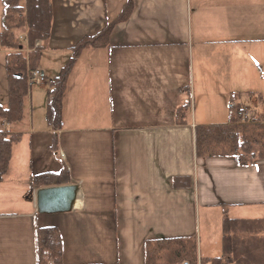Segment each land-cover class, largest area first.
I'll return each mask as SVG.
<instances>
[{
  "label": "crops",
  "instance_id": "crops-1",
  "mask_svg": "<svg viewBox=\"0 0 264 264\" xmlns=\"http://www.w3.org/2000/svg\"><path fill=\"white\" fill-rule=\"evenodd\" d=\"M132 1L108 46L84 49L68 76L58 157L50 149L46 92L42 107L30 90L21 122H1L22 138L0 182V264H36L40 226L58 228L63 264H142L145 240L197 236L202 217L220 227L225 217L264 219V159L245 166L230 157L197 159L194 129L213 124L204 115L212 101L203 98L198 112L194 101L185 124L175 114L192 91L206 97L216 86L218 100L236 98L264 121L242 100L263 97V76L255 72L264 58V0ZM125 3L51 0V35L38 68L46 82L67 63L70 48L116 19ZM2 9L0 0V17ZM21 44L28 52L27 41ZM0 48L6 64L9 52ZM63 165L78 187L74 209L37 212L40 186L30 188V177Z\"/></svg>",
  "mask_w": 264,
  "mask_h": 264
},
{
  "label": "trees",
  "instance_id": "trees-1",
  "mask_svg": "<svg viewBox=\"0 0 264 264\" xmlns=\"http://www.w3.org/2000/svg\"><path fill=\"white\" fill-rule=\"evenodd\" d=\"M0 45L9 53L6 56L8 75V103L0 104V125H11L22 120L24 103L32 88V75L39 68L41 53L51 35V0H2ZM133 6L126 0L121 14L108 22L100 32L83 36L72 46L67 63L56 77L48 81L46 90V120L54 131L53 154L58 157L57 130L61 123L62 99L68 76L81 52L86 48L108 46L109 34L116 22L127 19ZM26 29L27 51L18 40V33ZM191 103L185 102L176 111L177 124H185ZM229 116L224 123L199 124L194 129L196 158L230 157L238 166L249 165L256 159H264V121L256 117L242 120L239 103L232 100ZM22 134L0 127V182L7 174L12 160L13 147L20 142ZM176 180H173V184ZM68 168L38 173L30 177L29 186L50 187L70 184ZM223 211L226 206H223ZM220 256L201 257L196 235L190 237H167L145 240L142 264H264V219H229L222 221ZM36 264H63L61 236L56 226L36 227Z\"/></svg>",
  "mask_w": 264,
  "mask_h": 264
},
{
  "label": "rangeland",
  "instance_id": "rangeland-1",
  "mask_svg": "<svg viewBox=\"0 0 264 264\" xmlns=\"http://www.w3.org/2000/svg\"><path fill=\"white\" fill-rule=\"evenodd\" d=\"M108 2H109V6H111L112 0H108ZM18 40L20 41V43L25 41V40H23L22 37ZM261 64H262V69H260V67L257 66L258 72H255V73L259 74V72H260L261 76H263V78H262L263 82L261 84V88L263 90L262 100L260 101L256 96H253L254 100L252 103H251V100L248 99V97H244L242 100L244 101V103L250 104L249 107H250V111H252V113L258 112L262 115V118L264 119V58L261 59ZM37 70H39V69H37ZM6 82H7V86H8V77L6 75V64H5V52H3V50L1 51V48H0V102H2V103H6V100H8V87L6 86ZM32 86L33 87L31 89V92L33 93L32 96L35 97L34 98L35 99V105L40 104L43 107L45 98H43L42 95L44 92H46V90L49 86L48 83L45 82L43 85L38 84V83H34V84H32ZM197 91H195L196 92L195 97H194L193 91H192V94L189 95L188 101L191 103V107L189 109L188 114L194 115L193 112H194L195 102H196V109H197L196 112L200 111V109L202 110L204 105H205V104H203V98L206 99L208 97L207 101H212V102L210 103V107H209L208 111L204 110V115H207L206 116L207 120L205 123H208V122L213 123V124L224 123L226 121V119L228 118V116L226 114L227 109H228L227 107L232 102V100H230V97L228 96V100H226V99L225 100H221V99L218 100V98H216L217 97L216 94L218 92V89L216 88V86L210 88L206 92V94H207L206 97H204V95L200 96L197 93ZM210 94H213V96H211V98H210ZM38 96L40 97V99ZM30 100H31V98H29V96L25 100V104H26L25 108L26 109H28V107L30 106V104H29ZM234 101L237 102L236 98ZM205 103H207V102H205ZM219 109H221L222 113H219V111H218ZM246 111H248V110H246ZM250 116L254 117L251 114H250ZM199 228H200V231L197 234V240H198V246H199L200 250L203 252L209 253V255L211 257L219 256L221 254V251H220L221 239H219L220 234L222 233L221 227L219 225H217V223L214 220H212V222H210V223H205L204 217H202L200 220V227Z\"/></svg>",
  "mask_w": 264,
  "mask_h": 264
},
{
  "label": "water",
  "instance_id": "water-1",
  "mask_svg": "<svg viewBox=\"0 0 264 264\" xmlns=\"http://www.w3.org/2000/svg\"><path fill=\"white\" fill-rule=\"evenodd\" d=\"M78 187L75 184L39 187L35 192L37 212L43 214L71 212Z\"/></svg>",
  "mask_w": 264,
  "mask_h": 264
},
{
  "label": "built area",
  "instance_id": "built-area-1",
  "mask_svg": "<svg viewBox=\"0 0 264 264\" xmlns=\"http://www.w3.org/2000/svg\"><path fill=\"white\" fill-rule=\"evenodd\" d=\"M32 82L34 83H38V84H41V83H44L45 82V79L43 77L42 74H40V72L38 70H35L33 72V75H32ZM252 117L250 116V114L248 113V111H246L244 114H243V117H242V120H245V121H249Z\"/></svg>",
  "mask_w": 264,
  "mask_h": 264
}]
</instances>
